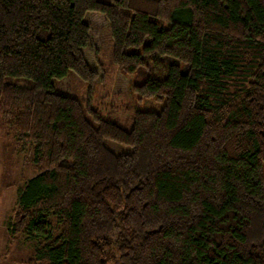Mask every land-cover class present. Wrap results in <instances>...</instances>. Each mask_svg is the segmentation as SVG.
<instances>
[{"label":"trees","instance_id":"obj_1","mask_svg":"<svg viewBox=\"0 0 264 264\" xmlns=\"http://www.w3.org/2000/svg\"><path fill=\"white\" fill-rule=\"evenodd\" d=\"M88 11L165 99L131 129L55 90L99 77ZM0 115L33 146L11 230L34 264H264V0H0Z\"/></svg>","mask_w":264,"mask_h":264},{"label":"rangeland","instance_id":"obj_2","mask_svg":"<svg viewBox=\"0 0 264 264\" xmlns=\"http://www.w3.org/2000/svg\"><path fill=\"white\" fill-rule=\"evenodd\" d=\"M84 21L90 29V43L84 54L91 66L100 70L94 82L83 80L70 71L60 80L53 79L55 90L77 96L88 108L126 129L134 124L139 110L159 111L164 102L156 98L139 99L134 90V76L125 74L112 61L113 39L109 21L104 13L88 11ZM19 85H32L31 80L8 77ZM107 144L117 153L131 151L129 145L107 139ZM38 173L33 161V146L20 142L13 128L5 125L0 115V264H34L35 240L25 235L15 236L11 224L18 208L20 189Z\"/></svg>","mask_w":264,"mask_h":264}]
</instances>
